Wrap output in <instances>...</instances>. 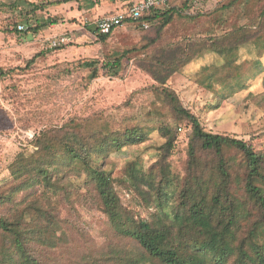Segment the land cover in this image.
I'll list each match as a JSON object with an SVG mask.
<instances>
[{"label":"trees","instance_id":"1","mask_svg":"<svg viewBox=\"0 0 264 264\" xmlns=\"http://www.w3.org/2000/svg\"><path fill=\"white\" fill-rule=\"evenodd\" d=\"M248 3L217 4L208 12L209 34L162 43L141 39L137 65L154 80L146 87L152 99L145 101L150 109L143 119L97 109L61 120L45 107L58 96L52 83L27 98L25 114L40 115L46 126L32 129L35 136L26 139L0 183V264H55L45 259L40 242L56 228L76 226L81 207L102 215L103 242L93 256L98 264H264V149L208 130L169 85L173 74L191 70L215 94L212 108L248 88L258 76L254 64L264 71V0H256L250 13ZM156 10L148 17L149 28L140 20L126 22L147 31L164 19L159 32L181 11ZM97 34L102 40L110 35L99 29ZM127 57L103 66L118 75ZM93 70L98 77L100 69ZM142 90L124 102L128 109ZM184 130L185 169L179 173L173 155ZM154 132L164 139L157 159L146 167L137 156L117 171L113 154L146 142Z\"/></svg>","mask_w":264,"mask_h":264},{"label":"rangeland","instance_id":"2","mask_svg":"<svg viewBox=\"0 0 264 264\" xmlns=\"http://www.w3.org/2000/svg\"><path fill=\"white\" fill-rule=\"evenodd\" d=\"M55 1L0 0V183L9 177L8 164L27 143L25 132L46 126L40 115L29 118L25 114L29 109L23 106L27 98L41 90H48L45 86L52 83L51 91L58 96L54 98V103L45 107L53 109L61 120L73 113H90L97 109L117 114L119 118L133 112L143 119L144 112L150 109V106L144 105L145 101L152 99L146 87L154 80L137 65L142 54L141 39L155 38L162 43L209 34L213 23L208 12L223 0H190L188 6H184L185 0H169L156 11H170L173 7H179L181 11H176L161 31L158 32V27L164 19H157L147 31L138 23L126 22L110 33L106 40L97 34L99 17L125 11L135 0H115L105 5L99 0H69L53 4ZM29 2L43 5V8L35 9ZM248 2L246 11L250 13L256 0ZM20 24L25 25L24 30H17ZM60 34L72 35L73 43L67 47L52 48L51 39ZM247 53L244 52V57ZM123 54L128 57L120 74L115 75L104 68V63ZM254 66L258 70L257 78L247 89L225 100L219 108H212L215 94L203 88L196 77L191 76V70L173 74L169 85L177 90L184 104L193 109L208 130L245 138L262 150L264 71L258 65ZM95 67L100 69L98 77H93ZM136 89L144 91L136 95L128 109L124 102ZM19 96L24 98L21 100ZM28 124L33 126L27 127ZM163 141L160 134L154 132L146 142L125 147L113 154L117 171L137 156L148 167L157 159V146ZM187 141L188 132L181 131L179 147L173 155V168L179 173L185 169ZM129 197L127 194L126 199ZM81 212L76 226L56 228L50 232L51 237L40 242L45 250V259L53 260L55 264H98L93 256L103 242L102 215L96 209L85 207H81Z\"/></svg>","mask_w":264,"mask_h":264},{"label":"built area","instance_id":"3","mask_svg":"<svg viewBox=\"0 0 264 264\" xmlns=\"http://www.w3.org/2000/svg\"><path fill=\"white\" fill-rule=\"evenodd\" d=\"M168 1L169 0H137L132 3L125 11L99 17L97 20V28L103 33H112L123 27L126 24L127 18L140 20L142 27L149 28L151 23L148 20V17L151 16L156 9L166 5ZM18 29L24 30L25 25H18ZM73 41L74 38L72 35L60 34L51 39L50 46L52 48L59 46L67 47L73 43ZM24 136L25 138H33L35 136V131H26Z\"/></svg>","mask_w":264,"mask_h":264},{"label":"crops","instance_id":"4","mask_svg":"<svg viewBox=\"0 0 264 264\" xmlns=\"http://www.w3.org/2000/svg\"><path fill=\"white\" fill-rule=\"evenodd\" d=\"M113 1H115V0H99V2H100V4L102 3V5H105V3L107 4V3H111V2H113ZM135 1H137V0H135ZM135 1H133L132 3H134ZM98 10H100V6H99V4H98ZM204 88V87H203ZM231 98V97H230ZM229 98V99H230Z\"/></svg>","mask_w":264,"mask_h":264}]
</instances>
